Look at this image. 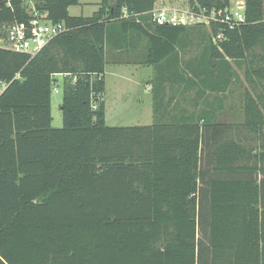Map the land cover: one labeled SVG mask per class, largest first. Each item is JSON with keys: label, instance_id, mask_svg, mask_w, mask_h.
Listing matches in <instances>:
<instances>
[{"label": "trees", "instance_id": "16d2710c", "mask_svg": "<svg viewBox=\"0 0 264 264\" xmlns=\"http://www.w3.org/2000/svg\"><path fill=\"white\" fill-rule=\"evenodd\" d=\"M29 1L0 0V37L34 18L69 29L33 57L0 48V264H264V0H244L234 28L156 24V0H101L91 16L70 14L79 0ZM202 25L207 48L183 60ZM142 39L158 66L154 121L110 126L106 65ZM235 67L248 85L224 120Z\"/></svg>", "mask_w": 264, "mask_h": 264}, {"label": "rangeland", "instance_id": "374dc122", "mask_svg": "<svg viewBox=\"0 0 264 264\" xmlns=\"http://www.w3.org/2000/svg\"><path fill=\"white\" fill-rule=\"evenodd\" d=\"M240 2L241 0H231L232 8L236 9ZM27 3L28 8L33 10V2L27 0ZM99 7L100 0H79L78 4L71 5L69 7V12L73 16H91L99 9ZM38 14L42 16L40 13ZM188 33H190L191 37L183 36L181 42H184V40L190 41V38L192 39V46L189 48L192 51L186 55V57L189 58L198 55L202 49L207 48L205 41L208 39L210 32L208 25H202L195 26L193 31H189ZM206 42L209 44V39ZM180 48H183L182 43H180ZM138 68L139 70L136 72L130 65L120 66L111 64L109 57V63L107 65L106 72L108 88L107 93L104 95L106 104V121L108 125H146L153 122L150 103L152 97L151 87L153 81L151 78L153 77L155 69L154 67H147V73L144 74L140 71L141 68L139 66ZM235 73L236 74L233 76V82L230 85L227 97L224 99L226 106L221 111L223 115L222 119L224 120L235 121L239 118L243 109V93L248 84L246 83L244 70L242 68L235 67ZM57 79L58 83L54 84L52 92V125L54 127H61L63 125L61 104L63 99L62 83L64 76L57 75ZM123 84H126L128 87L127 92L120 91V88L123 86ZM168 92L170 95L171 91L169 90ZM135 94H137L138 98L142 100L141 104L137 102V97H135ZM190 94L193 95L194 92L191 91ZM178 96L181 97L180 94Z\"/></svg>", "mask_w": 264, "mask_h": 264}, {"label": "built area", "instance_id": "2783aa9c", "mask_svg": "<svg viewBox=\"0 0 264 264\" xmlns=\"http://www.w3.org/2000/svg\"><path fill=\"white\" fill-rule=\"evenodd\" d=\"M245 2H240L236 9L230 8L217 12H207L205 9H197L191 6V0H156L152 10L149 11L151 19L156 24L172 26L194 25L199 23L210 24L211 22L223 21L230 28L245 21ZM124 16H127L125 12ZM65 22H52L46 19L34 18L29 25L12 23L7 26L6 33L0 37V48L19 53H28L32 57L41 51L54 37L67 31ZM220 32L216 39H222ZM18 72L14 79L20 78ZM7 81L0 82V92L7 86Z\"/></svg>", "mask_w": 264, "mask_h": 264}, {"label": "crops", "instance_id": "0c3cea01", "mask_svg": "<svg viewBox=\"0 0 264 264\" xmlns=\"http://www.w3.org/2000/svg\"><path fill=\"white\" fill-rule=\"evenodd\" d=\"M142 40L143 41H142V44L141 45H139L136 49L131 50V52H130L131 55L130 56H125V58L127 60L121 61L119 63H115V62H112L111 61V64L120 65V66L121 65H124V66L130 65L132 68H134V70L136 72H138L137 70H139V68H138V66H139L141 68L140 71L143 72L144 74L147 73V69H146L147 67H150V68H153L154 67V69H155V72L153 74V77H154L155 74H156V71H157V67L158 66H156L157 64H154V63L149 62V58L147 57V55L150 53V49H147V42H146V40L145 39H142ZM181 55H182L183 60L189 59L188 57H186L187 54H184L183 53ZM170 62H171L170 59L169 60H165L163 62V66L168 65ZM107 65H106V72H107ZM140 65H142V66H140ZM130 73H133V72H130ZM153 77L151 79H154ZM105 81H106V89H105V94H106L107 93V88H108L107 73H105ZM117 81H119V80H117ZM120 91H125V92L128 91V87L126 86V84H123V86L120 88ZM135 97H137V102L139 104H141L142 103V100L140 98H138V95L137 94H135ZM152 97H151V103L150 104H151V116H152V119L154 121L155 114H154V109H153V98ZM105 106H106V104H105Z\"/></svg>", "mask_w": 264, "mask_h": 264}, {"label": "water", "instance_id": "95a60500", "mask_svg": "<svg viewBox=\"0 0 264 264\" xmlns=\"http://www.w3.org/2000/svg\"><path fill=\"white\" fill-rule=\"evenodd\" d=\"M200 24H205V23L202 22V23H200Z\"/></svg>", "mask_w": 264, "mask_h": 264}]
</instances>
